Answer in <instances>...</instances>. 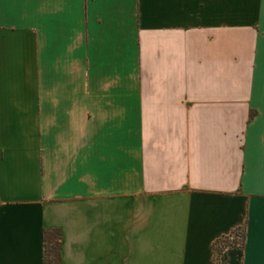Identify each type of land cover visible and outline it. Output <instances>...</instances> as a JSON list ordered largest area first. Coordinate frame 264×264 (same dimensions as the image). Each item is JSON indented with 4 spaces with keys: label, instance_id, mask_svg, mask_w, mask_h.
Instances as JSON below:
<instances>
[{
    "label": "crops",
    "instance_id": "crops-1",
    "mask_svg": "<svg viewBox=\"0 0 264 264\" xmlns=\"http://www.w3.org/2000/svg\"><path fill=\"white\" fill-rule=\"evenodd\" d=\"M55 232L61 264H264V0H0V264Z\"/></svg>",
    "mask_w": 264,
    "mask_h": 264
},
{
    "label": "trees",
    "instance_id": "trees-1",
    "mask_svg": "<svg viewBox=\"0 0 264 264\" xmlns=\"http://www.w3.org/2000/svg\"><path fill=\"white\" fill-rule=\"evenodd\" d=\"M61 249V232L50 234L46 244V263L61 264Z\"/></svg>",
    "mask_w": 264,
    "mask_h": 264
},
{
    "label": "rangeland",
    "instance_id": "rangeland-1",
    "mask_svg": "<svg viewBox=\"0 0 264 264\" xmlns=\"http://www.w3.org/2000/svg\"><path fill=\"white\" fill-rule=\"evenodd\" d=\"M243 231H239L237 233V237H236V241L234 242V240H232V238H225L222 240L221 244L218 246L219 247V254L222 256L224 253H226V251L229 249V248H239L238 245H241L242 246V243L243 242Z\"/></svg>",
    "mask_w": 264,
    "mask_h": 264
},
{
    "label": "built area",
    "instance_id": "built-area-1",
    "mask_svg": "<svg viewBox=\"0 0 264 264\" xmlns=\"http://www.w3.org/2000/svg\"><path fill=\"white\" fill-rule=\"evenodd\" d=\"M232 240H234V239H232Z\"/></svg>",
    "mask_w": 264,
    "mask_h": 264
}]
</instances>
